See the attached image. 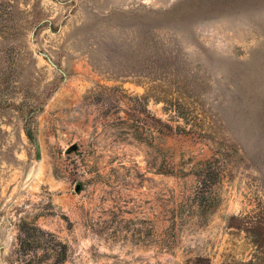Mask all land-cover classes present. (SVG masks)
Returning a JSON list of instances; mask_svg holds the SVG:
<instances>
[{
  "label": "rangeland",
  "instance_id": "1",
  "mask_svg": "<svg viewBox=\"0 0 264 264\" xmlns=\"http://www.w3.org/2000/svg\"><path fill=\"white\" fill-rule=\"evenodd\" d=\"M23 225L62 264H264V0H0V264H54Z\"/></svg>",
  "mask_w": 264,
  "mask_h": 264
},
{
  "label": "trees",
  "instance_id": "2",
  "mask_svg": "<svg viewBox=\"0 0 264 264\" xmlns=\"http://www.w3.org/2000/svg\"><path fill=\"white\" fill-rule=\"evenodd\" d=\"M202 182H205V174L203 171L198 176ZM20 230L22 231V238H19V245L23 252H33L35 249L42 247L49 256L51 253L55 254L54 264H62L67 256V248L64 244L58 242L52 234L44 232L36 226L23 225ZM24 234V236H23Z\"/></svg>",
  "mask_w": 264,
  "mask_h": 264
},
{
  "label": "water",
  "instance_id": "3",
  "mask_svg": "<svg viewBox=\"0 0 264 264\" xmlns=\"http://www.w3.org/2000/svg\"><path fill=\"white\" fill-rule=\"evenodd\" d=\"M75 149H76V147H75V146H73V147H72V150H75Z\"/></svg>",
  "mask_w": 264,
  "mask_h": 264
}]
</instances>
